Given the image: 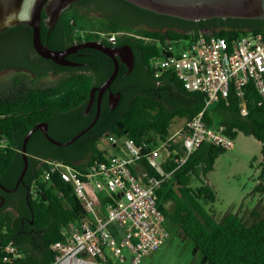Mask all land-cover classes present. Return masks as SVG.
Segmentation results:
<instances>
[{"label": "trees", "instance_id": "1", "mask_svg": "<svg viewBox=\"0 0 264 264\" xmlns=\"http://www.w3.org/2000/svg\"><path fill=\"white\" fill-rule=\"evenodd\" d=\"M90 1L79 0L71 4L53 27L45 25V13L42 12V44L51 50H62L75 41H97L99 32H124L126 34L116 42L118 45L126 43L132 49V69L128 72L126 66L119 65L109 87L112 94L119 95L116 104L113 107L108 104L109 91H106L101 97L94 125L68 146L52 145L39 130L31 134L26 144L27 169L15 190L20 198L18 206L12 204L11 210L5 206L0 209V264H50L54 254L49 251V246L63 240V228L70 232L84 215L71 187L59 179L38 182L36 197L30 196L32 181L48 167L44 161H61L82 169L94 160L107 161L110 157L102 148L101 138L126 137L141 147L140 163L148 173L155 175L146 157L170 137V127L175 120L186 122L204 107V94L188 92L173 71L153 77L150 63L159 57L165 38L189 39L201 33L229 39L247 31H264V19L186 21L140 9L124 0H102L95 6ZM107 5L115 13H101ZM83 11L100 12L103 21H89ZM143 24L146 28L134 29ZM14 31L24 35L16 49L24 57L23 64L14 66L23 67L27 71L24 74L33 76L34 80L49 75H66L54 85L39 88L26 84L21 78L23 74H16L9 85L0 90V185L5 189L14 187L22 171L21 146L26 133L36 124L46 123L65 132L54 135L48 131L54 140H69L94 118L95 102L90 106L91 114L84 115L90 90L99 86L113 68L107 56L88 48L81 51L84 59L67 58L84 64L79 68L56 65L35 53L30 61L27 56L33 53L31 28L18 25L6 30ZM101 43L110 45L105 41ZM3 53L6 52L0 53V59L5 57ZM243 101L245 113L239 108V97L231 91L225 101L220 100L204 110V121L208 126H224L233 139L238 133L253 137L260 143V154L264 158V108L258 106L259 96L251 83L243 89ZM143 144L147 146L143 147ZM180 147V144L171 147L177 149L173 158L182 154ZM224 151L210 144H202L196 149L156 190L157 208L167 222L177 226L183 236L191 240L194 253L200 255L202 263L264 264V218L246 225L236 214H225L216 221L205 209L206 204L215 201V194L200 177H205L213 169L215 160ZM163 167L170 170L176 165L167 160ZM259 167L254 192L264 195V162ZM192 177L200 180L199 186H190ZM0 194L6 205L12 195L1 189ZM9 242L18 248L22 258L3 261V249Z\"/></svg>", "mask_w": 264, "mask_h": 264}, {"label": "built area", "instance_id": "2", "mask_svg": "<svg viewBox=\"0 0 264 264\" xmlns=\"http://www.w3.org/2000/svg\"><path fill=\"white\" fill-rule=\"evenodd\" d=\"M97 34L98 42L114 45L126 33ZM160 50L159 57L150 63L153 77L173 71L188 92L204 94L203 109L177 131L179 143L173 139L176 134L170 135L146 157L155 175L141 165V147L126 137L119 139L128 159L110 156L107 161L94 160L82 169L61 161H44L48 167L32 181L30 196L36 197L38 182L56 178L71 187L84 211L70 232L63 228V240L49 246L54 254L50 264H109V257L120 258L124 251L129 254L130 264H139L168 238L164 216L156 205V190L162 182L202 144L225 151L233 148L234 139L224 126L205 123L204 110L225 101L233 91L245 113L243 89L249 83L259 96L258 106L264 108V31H247L229 39L201 33L189 39L165 38ZM109 139L115 138L105 136L101 144L108 145ZM177 144L182 154L173 158L177 149L171 147ZM167 160L173 161L176 168L165 170ZM20 258L21 252L9 242L3 249V261Z\"/></svg>", "mask_w": 264, "mask_h": 264}, {"label": "water", "instance_id": "3", "mask_svg": "<svg viewBox=\"0 0 264 264\" xmlns=\"http://www.w3.org/2000/svg\"><path fill=\"white\" fill-rule=\"evenodd\" d=\"M79 0H0V33L18 25H27L31 28V46L33 51L40 58L49 60L56 65L63 67H78V63L70 62L66 59L69 54L77 50L88 48L96 50L107 56L113 68L109 76L99 85L93 87L89 93V101L86 110L95 102L96 111L92 121L77 132L69 140L60 142L54 140L47 133V124L38 123L34 125L24 136L21 146L23 168L12 189H5L0 185V189L6 193L14 192L24 176L27 169L26 144L31 134L39 130L43 137L52 145L58 147L68 146L96 122L99 115L100 100L104 92L109 91L110 84L115 79L122 51L126 48L128 59L123 62L128 72L133 66V54L129 45L121 48L109 47L98 41H85L73 44L66 49L51 50L42 44L40 40L41 13H45L48 18V27H53L60 14L69 8L71 4ZM140 9H144L156 14L166 15L186 21H200L212 18H232V19H264V0H124ZM125 51V50H124ZM130 55V56H129ZM108 97L113 100L112 107L116 104L119 95H114L109 91ZM2 202V198H1Z\"/></svg>", "mask_w": 264, "mask_h": 264}, {"label": "rangeland", "instance_id": "4", "mask_svg": "<svg viewBox=\"0 0 264 264\" xmlns=\"http://www.w3.org/2000/svg\"><path fill=\"white\" fill-rule=\"evenodd\" d=\"M82 13L89 21L96 19L93 14L84 11ZM139 27L146 28L144 25ZM15 46L9 44L5 49L12 50ZM24 73H18L23 74L22 80L30 86L39 88L54 85L66 75L64 73L49 75L34 80L33 76H26ZM15 75L14 71L0 74V90L5 89ZM184 123V120H175L170 127V134H176ZM179 137V134L173 137L176 143H179ZM108 142V145L101 144L108 156L129 158L120 139H109ZM262 162L264 158L260 154L259 142L251 136L238 133L233 148L220 154L214 162L213 169L205 177H200L215 194V201L205 205V209L211 213L214 220H220L225 214H236L244 224L251 225L257 218H264V195L254 192L260 171L259 164ZM199 185L200 180L192 177L190 186L195 188ZM163 226L168 232V238L156 251L144 256L139 264H208L201 262L200 255L194 253L193 243L183 236L177 226L166 220ZM109 259L110 264H130L127 251H124L120 258L109 257Z\"/></svg>", "mask_w": 264, "mask_h": 264}, {"label": "flooded vegetation", "instance_id": "5", "mask_svg": "<svg viewBox=\"0 0 264 264\" xmlns=\"http://www.w3.org/2000/svg\"><path fill=\"white\" fill-rule=\"evenodd\" d=\"M101 2H102V0H91L90 4L95 6V5H97V4L101 3ZM101 13H103L105 15H107V14L108 15H112L115 12H114L113 8L110 5H107V6L104 7V10H102ZM101 13L100 12L99 13L98 12H89V14H93L96 17L95 21H100V22L103 21V15ZM44 22L46 23V25H48V18H44ZM139 28H141V27L136 26L134 29L138 30ZM129 35L134 36V34H129ZM23 36L24 35L20 31H14V32H6V31H4V32L0 33V53L1 52H6V53H3V55H5V57H2L0 59V68H1L0 69V74H2L4 72H7V71H14L15 74L23 73V72L26 73L27 72L23 67H16L18 64L19 65L23 64L22 63V59L24 60V57L21 55L20 51L17 52V50H16V49H18L17 45H19L21 43V41L23 39ZM47 37H48V40L51 39L50 33H48ZM81 42H85V40H82ZM81 42H76L74 44L81 43ZM9 44H14L16 46L12 50H6L5 48ZM126 45H128V44L124 43V44L118 45L117 42H115L114 45H109V47L121 48V47H125ZM82 50L83 49H80V50H77L76 52H74L72 54H69L66 57V59L68 57H71V58L73 57L76 60L84 59V55L81 54ZM124 50L122 51L121 55L119 56L120 61H122V62L119 63V65H124L125 66V64L123 62H125L128 59V54L129 53L126 52V48ZM131 51H132V49H131ZM34 53L35 52L33 51V53L30 56H27V59L31 61V58H32ZM132 54H133V51H132ZM133 57H134V55H133ZM68 61H70V60H68ZM70 62L78 63L80 65V66H78V68L79 67H83V65H84L83 63H79V62H74V61H70ZM14 65H16V66H14ZM107 102L111 106L113 104L112 98L108 97V101ZM94 105L95 104L93 103L91 105V107L94 106ZM91 107L88 110L84 111V115L85 116H88L89 114H91V110H90ZM48 131H50V134H54V135H59L61 133H65L63 130H57L56 128L51 126V124L47 125V133H48ZM4 193H6V192H4ZM6 194H11L12 196L10 198H8V200L6 201V205H5V198H4V196L2 194H0V209L5 206L4 207L5 209L11 210L12 209V206H11L12 204L18 206V202H19L20 198L17 196L15 191L12 192V193H6ZM1 198H2V202H1Z\"/></svg>", "mask_w": 264, "mask_h": 264}, {"label": "crops", "instance_id": "6", "mask_svg": "<svg viewBox=\"0 0 264 264\" xmlns=\"http://www.w3.org/2000/svg\"><path fill=\"white\" fill-rule=\"evenodd\" d=\"M259 145H260V143H259ZM261 147V146H260Z\"/></svg>", "mask_w": 264, "mask_h": 264}]
</instances>
